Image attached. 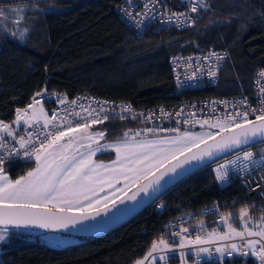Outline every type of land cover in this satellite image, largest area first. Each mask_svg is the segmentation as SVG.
<instances>
[{
    "label": "trees",
    "instance_id": "1",
    "mask_svg": "<svg viewBox=\"0 0 264 264\" xmlns=\"http://www.w3.org/2000/svg\"><path fill=\"white\" fill-rule=\"evenodd\" d=\"M121 1L0 0V4L28 2L36 7L32 17L24 18L28 29L25 42L0 34V120L11 123L15 109L41 89L59 91L65 97L88 91L127 99L136 108L171 104L181 95L174 92L169 56L209 47L224 49L229 56L219 81L182 96L251 92L252 76L264 67V0H207L210 7L194 25L180 30L148 28L141 35L119 20L115 7ZM169 1L174 7L182 4V0ZM127 125L135 130L133 123L122 120L92 128L106 126L111 135ZM253 146L256 151L263 149L258 144ZM106 153L111 152L102 156ZM34 163L33 159L13 160L5 167L15 179ZM162 195L163 211H152L148 205L105 235L80 236L79 241L59 248L34 240L0 244V260L2 264H132L164 234L165 224L176 215L215 201L238 216L242 206L258 200L237 183L219 189L206 167ZM258 202L260 212L253 214L264 212V200ZM221 261L259 264L250 255L239 254L201 259L200 264Z\"/></svg>",
    "mask_w": 264,
    "mask_h": 264
},
{
    "label": "snow or ice",
    "instance_id": "2",
    "mask_svg": "<svg viewBox=\"0 0 264 264\" xmlns=\"http://www.w3.org/2000/svg\"><path fill=\"white\" fill-rule=\"evenodd\" d=\"M159 3L160 0H156L151 8L149 4H143V12L133 13L123 8L122 14L130 21L135 17L134 26L137 29H141L147 19L157 17L161 18V23H174L182 27L186 22H190L189 26L195 24L189 13H198L200 9L210 7L206 0H182L187 11L177 13L166 6L158 11ZM27 33L28 29H17L11 35L23 43ZM226 56L227 53L221 55L211 51L210 55L197 58L203 59L206 65L197 66L183 80L177 77L178 86L194 87L202 75L215 79L220 63ZM45 94L46 90L41 89L24 108L15 109L12 123L19 125L23 122L27 128L35 126V132H26L27 138L24 134L17 136L8 123L0 120V133H6L18 145V148L10 147L9 142L0 135V150H3L0 155V244H7L17 236V231L13 230L38 228L60 232L103 228L109 222H115L134 211L143 202V198L137 199L141 194L148 197L160 192L177 178L206 167L210 161L216 162V158L225 153L232 155L225 156L222 162H216L213 168L216 182L227 185L233 175H237L250 193L259 190L260 196L264 198V149L259 158L250 150L253 143H264V111L256 114L247 98L234 102L233 111L216 116L215 122L210 118L176 121L185 126L191 123L192 127L199 124L200 132H193L188 127L181 131L178 127L162 128L157 125L145 128L143 133L136 131L130 135L125 131L117 142L101 144L105 131L91 129L93 125L103 124L112 118L109 109L79 104L82 112L65 107V117L71 118L58 117L55 111L48 116L45 115L41 99H38ZM55 99L58 104L65 105V99L61 96L57 95ZM260 103L264 106V91L260 93ZM71 104L76 105L77 101L72 100ZM119 107L122 109L119 118L123 120V112H131V107ZM111 112L115 113V107ZM161 114L163 117L169 115L163 109ZM181 114L177 112L175 115L179 117ZM251 115H255L254 120L249 118ZM192 116L195 117V113ZM149 118L155 119L154 115ZM205 126L217 131H206ZM157 132L172 135L160 136L156 135ZM148 134H152L153 138L149 139ZM108 150L115 151V159L108 163L94 159L98 153ZM14 156L34 159L35 166L24 175L10 179L5 163ZM256 169H260L261 174L253 177L252 172ZM249 209L250 205L245 204L239 210L242 230L234 226L232 213H221L217 223L224 225V231L216 228L207 230L203 220L198 222L195 233L190 227H181L179 231L170 233L173 237L171 241L163 236L154 240L146 256L137 259L135 264H145L149 257L153 258L154 264H169L171 254L176 253L177 249L180 250L178 255L183 264L189 255L185 250L190 247L195 248L192 253L194 256L204 254L211 260L214 253L204 245H214L237 237L243 241L246 236L258 239H247L242 245L230 243L217 246L215 254L223 258L225 255L232 257L233 253L238 252L241 257L250 255L259 264H264V217L255 225L250 224L252 218ZM212 211H216V206H213ZM49 239L56 245L63 243L57 237ZM157 252L163 254L156 257L154 253ZM197 264H200L199 260Z\"/></svg>",
    "mask_w": 264,
    "mask_h": 264
},
{
    "label": "built area",
    "instance_id": "3",
    "mask_svg": "<svg viewBox=\"0 0 264 264\" xmlns=\"http://www.w3.org/2000/svg\"><path fill=\"white\" fill-rule=\"evenodd\" d=\"M155 2L156 0H152L151 3H149V0H122L120 4H118L115 7V11L119 17V20H121V22H123L125 26H127L129 29L132 30L133 33L137 35H141L148 28H151L153 30L168 29V28L180 30V28L190 27L189 26L190 22H186L185 26L177 27L174 23H167V24L161 23V18L157 17L155 19H151V18L147 19L142 25V28L137 29L134 26V22L136 18L133 17V19L130 21L125 15L122 14L123 8H128V10L133 13L137 11L143 12L144 11L143 4L147 3L149 4V7L151 8L152 4H154ZM162 6H166L169 10L175 11L177 13L181 11H187L186 5L179 4L178 6L174 7L170 3L169 0H160L159 5H157V10L162 11ZM204 10L205 9H200L198 13H189V14L196 21L201 17ZM211 51H215L216 53L221 54V55H223L224 53H227V51L224 49L216 48V47L215 48L209 47V48L203 49V51H192L189 53L181 52V53H177V54L169 56L168 63H169V68L171 69L172 81L174 82V92L176 94L181 95V97L178 100L171 102V104L161 102L160 104L150 106L149 108H145V107L136 108L127 99L122 100V99H116V98L112 99V98L104 97V96L101 97L99 95H96L92 92L90 93L88 91H81L80 93H77L73 95L72 97H65L59 91L56 92V91L46 90V94L43 97H40L38 99H41V103L45 108V115H48V116H51L52 112L55 111L58 114V117H65V112H64L65 107L69 109H74L77 112H82V109L79 107V104H83L85 107L91 106L96 109H99L101 106L106 107L107 109H109V115L112 118H110L108 121H105L104 123L109 122V121L121 120L119 118V114L122 112V109L119 106L120 105L130 106L131 112H123L125 119H123L122 121H128V122L133 123L135 130L141 131L142 133L145 128L156 127L157 125H159L162 128L178 127L181 129V131L185 130L186 127L193 128L191 126V123L188 126H185L183 123L177 124L176 121L178 119L180 121H183L185 119H189L191 121L192 119L203 120L205 118H210L212 121H215L216 116H223L225 112L233 111V108H232L233 103L238 102L243 98H247L249 105L253 109H255L256 114H259L261 111H264V106H262L260 103V93L264 91V75H261V73L264 72V67H261L260 69H258L252 76L253 78H252V83H251V92L249 93L239 92V93H231L228 95H217V96H207V95L205 96L194 95L192 97H185L184 95L182 96L184 92L194 91L199 88H205V86L206 87L214 86L219 81L221 69L223 68V65L227 62V59L229 57L228 53L225 59L221 61L218 75L215 79H210L207 75H202L201 79L196 82V86L194 87H188V86L181 87V86H178V83H177V77H179L180 80H183L185 75H191L192 71L195 70L197 66L206 65V62L203 59H197V58H202L204 56L210 55ZM213 63H215L214 59H213ZM57 95L65 99V105L58 104V102L55 99ZM72 100H76L77 104L76 105L71 104ZM93 101H97L99 103L93 104L92 103ZM29 102H30V99L21 108H24ZM37 107H39V105ZM114 107H115V113H112L111 109H113ZM161 109H163L164 113L169 114V115L167 117H163L161 114ZM177 112H181L182 114L179 117H177L175 115ZM133 113L137 115L134 116ZM193 113H195V117L192 116ZM82 114L86 115V113H82ZM150 115H154L155 119H150L149 118ZM65 118H71V117L69 116ZM249 118L254 120L255 115H251ZM103 124H97V126L103 125ZM40 127L42 130L43 128L42 122H41ZM27 131L35 132V126H33V128H27L23 125V122H21L19 125L16 124L15 132L17 136L24 134L26 137ZM0 135L4 136L5 140L9 142L10 147L15 146L18 148V145H15L14 141H12V138L7 137L6 133H2ZM156 135L161 136V135H172V134L157 132ZM150 136H152V134H148V137ZM257 144L263 147L264 149V143H257ZM250 150L253 151L257 155V158H259V154L261 150L256 151L254 146H251ZM2 154H3V150H0V155ZM231 155L232 153L227 154L225 156H231ZM225 156L219 157V159L216 160V162H222ZM28 159L29 158H22L21 156H14L13 158L8 159L6 163L13 161V160H28ZM216 162L209 163L206 168L209 169V171H211L213 181L215 182L216 186L219 189L228 187L232 185V183H237L241 187L242 190L247 192L248 196H253L258 199V200L255 199V201L249 204L250 205L249 213L252 218V220L250 221V224L255 225L257 222L261 220L262 217H264V212L263 214L261 213L253 214V212L258 210L260 207V203L258 201L264 200V198L260 196L259 190H257L256 192L250 193L249 189L242 184L241 178H239L237 175H233V177L231 178V182L227 185L217 183L215 180V173L213 172V168L216 166ZM260 174H261L260 169H256L252 172L253 177H258ZM161 196L154 199L153 202L149 204L152 211L159 212V211L164 210V200ZM213 206H216V211H212ZM258 212H260V210H258ZM221 213H228V212L223 210L219 204L213 201V202H210V204L206 206L199 207L198 209H195V210H189L182 215H176L175 217H173L172 220H170L168 223L165 224V226H168V227L164 228L165 232L162 236L171 241L173 237L170 235V233L179 231L181 227H190L193 229V233H195L197 231V225L200 220H203L205 222V228L209 231L213 228H216L220 231H224L225 230L224 225L222 223H217L219 221V217ZM232 222L234 226L237 227L238 230H242L239 215L233 216ZM162 236H160L159 238H161ZM193 238H194V235H193ZM247 239H258V238L246 236L244 240L242 241L241 238L237 237V238H234L233 240L221 241L214 245H204V246L211 248V250L214 253L213 258H218L219 257L218 254H215L214 252L215 247L222 246L225 244H230V243H236L238 245H242L243 243L246 242ZM176 240L178 243V238H176ZM196 247H200V246H196ZM149 249L144 252L143 256L137 259H143L146 256V253L149 251ZM179 251L180 250L177 249L176 253L171 254L172 258L169 261L170 263L182 264L179 258V255H178ZM185 251H187L189 255L187 259L183 262V264H197V260L201 261V259H208L204 254H201V256L199 257L194 256L192 253H194L195 248L190 247L189 249H186ZM161 254L163 253L157 252V253H154V256L158 257ZM235 254H239V253L238 252L233 253V255ZM135 261L132 264H135ZM256 261L257 263H259L258 260ZM2 263L3 261L0 260V264ZM145 264H154L153 258L149 257L148 260L145 261Z\"/></svg>",
    "mask_w": 264,
    "mask_h": 264
},
{
    "label": "rangeland",
    "instance_id": "4",
    "mask_svg": "<svg viewBox=\"0 0 264 264\" xmlns=\"http://www.w3.org/2000/svg\"><path fill=\"white\" fill-rule=\"evenodd\" d=\"M206 2H207V0H206ZM35 11H36V7L34 5H31L28 2H25V3L20 2L18 4H16V3L0 4V12L3 13V15L0 16V34L1 33H7V34L11 35V33L14 31H17V29H20V30L26 29L24 27L25 24L23 25V23H25L24 18L32 17L34 15ZM18 20L21 22L17 23ZM213 122H215V121H213ZM197 125L198 126H196L194 129H189V130H191L193 132H200L201 127L199 124H197ZM91 130H94V131L104 130L105 131L106 135H105V138L100 141L101 144L117 142L118 140H120L123 137V133L125 131H128L130 135H132V133L136 132V130H133V128L129 127V125H127L124 128L123 127L120 128L119 132L116 131L114 134H111V135H109L107 133V132H109L110 129H108V127H106V126L104 128H92ZM204 130H206V131L207 130L217 131V129H208L207 126H205ZM161 136H164V135H161ZM148 138L151 139V138H153V136H150ZM108 151H110V152L112 151L114 153L113 159H115V151L114 150H108ZM111 153H109V154H111ZM107 155H108V153H106L104 158H100V162L107 159V157H108ZM94 159H95V157H94ZM97 162H99V161H97ZM106 163H108V162H106ZM34 166H35V163H34ZM9 178L13 179L10 177V175H9ZM13 231H17L18 234H17V236H14L11 239L10 243H21V242H24L27 240H34L36 242L45 243L50 247L59 248V247H63L66 244L74 243V241H79L81 239V237L78 235H71V234H66V233L62 234V233H58V232H46L43 230H36V229L13 230ZM50 237H57L61 241H63V243L56 245L55 243L52 242L51 239H49Z\"/></svg>",
    "mask_w": 264,
    "mask_h": 264
},
{
    "label": "water",
    "instance_id": "5",
    "mask_svg": "<svg viewBox=\"0 0 264 264\" xmlns=\"http://www.w3.org/2000/svg\"><path fill=\"white\" fill-rule=\"evenodd\" d=\"M257 143H259V142H256V143H253V144H257ZM253 144L251 146H253ZM233 151H236V150H233ZM227 154H230V153L221 154V156H219V157L225 156ZM219 157H217L216 160H218ZM211 162L212 161L208 162L207 163V166ZM203 168H205V167L195 169L193 172L189 173L188 175L177 178L173 183L169 184L167 187H165L164 189H162L160 192L152 193L148 197H144L143 194H141V197H138L137 199L140 200L141 198H143V202L139 206H137L134 211L130 212L129 214L124 215L121 219H119V220H117L115 222H109L107 224V226H105L103 228H100V229H90V230H85V231H75V230L60 231L58 233H62V234L63 233H66V234H71V235H78V236H81V237H85V236L97 237V236L105 235V234L108 233V231H111V230H113L115 228H118L120 225H122V224L130 221V219L132 217H134L135 215H137L139 212H141L142 209H144L146 206H148L149 204H151L154 199H156V198L160 197L162 194H164L165 191L173 188L176 184H178V182L186 179V177H188L190 175H193V174L197 173L198 170L203 169ZM129 203L130 204H133L135 202H129ZM88 223H91V222H88ZM77 227H79V226H77ZM32 229L43 230V229H38V228H32ZM43 231H45V230H43ZM46 232H50V231H46Z\"/></svg>",
    "mask_w": 264,
    "mask_h": 264
},
{
    "label": "crops",
    "instance_id": "6",
    "mask_svg": "<svg viewBox=\"0 0 264 264\" xmlns=\"http://www.w3.org/2000/svg\"><path fill=\"white\" fill-rule=\"evenodd\" d=\"M5 123H8V122H5ZM8 124H9V126H10L12 129H14V130L16 131V124H14V123H8ZM0 134H2V133H0ZM105 152H107V151H105ZM105 152H102V153L97 154V155L95 156V159H96L97 161L100 162V158H104V157H105L106 154H105L104 156H102V154L105 153ZM108 152H110V151H108ZM111 152H112V151H111ZM107 156H108L107 159L101 161L102 163L110 162L111 160H113V158H114V153L112 152L111 154H108ZM15 179H16V178H15Z\"/></svg>",
    "mask_w": 264,
    "mask_h": 264
}]
</instances>
